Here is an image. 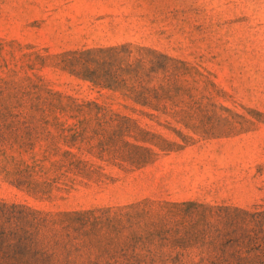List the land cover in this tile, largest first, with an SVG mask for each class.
I'll return each instance as SVG.
<instances>
[{
  "label": "rangeland",
  "instance_id": "374dc122",
  "mask_svg": "<svg viewBox=\"0 0 264 264\" xmlns=\"http://www.w3.org/2000/svg\"><path fill=\"white\" fill-rule=\"evenodd\" d=\"M0 264H264V0H0Z\"/></svg>",
  "mask_w": 264,
  "mask_h": 264
}]
</instances>
